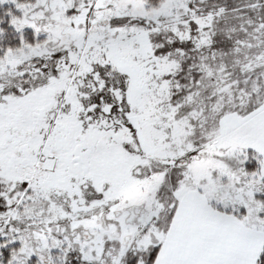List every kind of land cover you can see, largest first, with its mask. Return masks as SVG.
I'll list each match as a JSON object with an SVG mask.
<instances>
[{
  "label": "snow or ice",
  "instance_id": "1",
  "mask_svg": "<svg viewBox=\"0 0 264 264\" xmlns=\"http://www.w3.org/2000/svg\"><path fill=\"white\" fill-rule=\"evenodd\" d=\"M0 264H264V0H0Z\"/></svg>",
  "mask_w": 264,
  "mask_h": 264
}]
</instances>
